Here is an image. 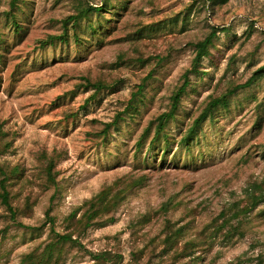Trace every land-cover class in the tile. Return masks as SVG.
I'll return each instance as SVG.
<instances>
[{
    "label": "rangeland",
    "instance_id": "rangeland-1",
    "mask_svg": "<svg viewBox=\"0 0 264 264\" xmlns=\"http://www.w3.org/2000/svg\"><path fill=\"white\" fill-rule=\"evenodd\" d=\"M0 165V264H264V0H0Z\"/></svg>",
    "mask_w": 264,
    "mask_h": 264
},
{
    "label": "trees",
    "instance_id": "trees-1",
    "mask_svg": "<svg viewBox=\"0 0 264 264\" xmlns=\"http://www.w3.org/2000/svg\"><path fill=\"white\" fill-rule=\"evenodd\" d=\"M100 6H97L95 9L99 10ZM61 37V36H60ZM211 43V35L206 36L203 40L198 41L195 43V47H196V54L194 57V65H197L199 63V61L202 59V57L206 54L207 52V47L208 45ZM253 78V77H252ZM252 78L246 80L244 83H239L238 85L235 86V88H239V87H243V86H247L250 84V82L252 81ZM187 85V79L184 81V83H182L180 85V87L177 89V91L175 92V94L172 96L173 101H172V105H171V109L166 112L163 113L161 115V121L158 123V130H161L163 128V123L166 121L165 119L172 116L174 110L177 107L179 98L181 96V94L183 93V91L185 90V87ZM230 94V92L225 93L221 96H218L216 98H213L212 101L209 103L207 109H205V111L202 113L201 118H203V116H205L206 112L214 107L217 106L218 104H223L226 105L227 104V96ZM165 120V121H164ZM0 173L1 174H5V170L3 169V167L0 165ZM6 181H7V177L4 175V177L0 180V188L2 189L1 192V197H2V201L3 203H5L9 210L11 211L12 216H14V210L11 207V205L9 204V196H8V190L6 187ZM94 203H92L93 205ZM98 211L95 210L92 213H90L87 216V220L84 221V225L85 227L89 226L91 224V219H93L96 215H97ZM56 236L58 237V241H70V242H75V239L72 238L71 234H67V233H55Z\"/></svg>",
    "mask_w": 264,
    "mask_h": 264
}]
</instances>
